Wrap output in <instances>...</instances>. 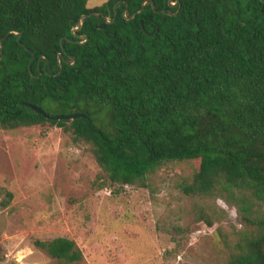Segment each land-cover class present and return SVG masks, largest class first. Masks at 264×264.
Segmentation results:
<instances>
[{"label": "trees", "instance_id": "trees-1", "mask_svg": "<svg viewBox=\"0 0 264 264\" xmlns=\"http://www.w3.org/2000/svg\"><path fill=\"white\" fill-rule=\"evenodd\" d=\"M168 1L0 0V128H62L106 188L149 189L164 163L192 161L178 188L222 199L245 226L225 264H264V0ZM199 221L214 225L204 209ZM34 245L58 264L83 258L65 237Z\"/></svg>", "mask_w": 264, "mask_h": 264}, {"label": "rangeland", "instance_id": "rangeland-1", "mask_svg": "<svg viewBox=\"0 0 264 264\" xmlns=\"http://www.w3.org/2000/svg\"><path fill=\"white\" fill-rule=\"evenodd\" d=\"M193 169L166 162L149 189L106 188L92 154L62 128H0V187L13 196L0 204L1 263L58 264L34 240L65 237L82 251L79 264H225L245 226L222 199L183 194L178 182ZM201 209L212 227L199 221Z\"/></svg>", "mask_w": 264, "mask_h": 264}, {"label": "water", "instance_id": "water-1", "mask_svg": "<svg viewBox=\"0 0 264 264\" xmlns=\"http://www.w3.org/2000/svg\"><path fill=\"white\" fill-rule=\"evenodd\" d=\"M146 2H144L142 5H144ZM176 4H178V2H174V0H169L168 1V6L169 7H174L176 6ZM115 9V7H114ZM142 11V8L138 11V13H140ZM92 14H96V13H91V14H88V15H82L79 20H78V26L77 27H74L72 28V33H74L75 31H78L80 28H81V25H82V19L86 18L87 16H90ZM116 14H114L115 16ZM175 15V14H174ZM133 16H131L132 18ZM14 33V32H13ZM14 34H17L19 36V33H14ZM83 37L84 39H86L85 36H81ZM4 40V38H2L0 40V57L2 56V41ZM18 40H19V37H18ZM62 53H59L58 54V66H59V71L56 75H58L60 73V70H61V58H62ZM43 57V56H42ZM41 57V58H42ZM34 58V55L31 53V60H33ZM31 109L35 112H37L38 114L44 116L45 118L49 119V120H52V121H60V120H65V121H69V120H75L77 118H87L84 114H66V115H56V116H48L44 113V111L39 108V107H35V106H30Z\"/></svg>", "mask_w": 264, "mask_h": 264}, {"label": "flooded vegetation", "instance_id": "flooded-vegetation-1", "mask_svg": "<svg viewBox=\"0 0 264 264\" xmlns=\"http://www.w3.org/2000/svg\"><path fill=\"white\" fill-rule=\"evenodd\" d=\"M78 26V25H77Z\"/></svg>", "mask_w": 264, "mask_h": 264}]
</instances>
